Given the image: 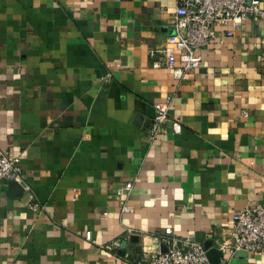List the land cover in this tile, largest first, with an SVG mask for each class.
<instances>
[{
    "label": "crops",
    "instance_id": "crops-1",
    "mask_svg": "<svg viewBox=\"0 0 264 264\" xmlns=\"http://www.w3.org/2000/svg\"><path fill=\"white\" fill-rule=\"evenodd\" d=\"M177 5L0 0V146L20 159L23 187L0 189V264H137L167 249V228L222 250L220 264H264L223 250L234 213L264 206V18L222 29L177 81L149 55Z\"/></svg>",
    "mask_w": 264,
    "mask_h": 264
},
{
    "label": "built area",
    "instance_id": "built-area-1",
    "mask_svg": "<svg viewBox=\"0 0 264 264\" xmlns=\"http://www.w3.org/2000/svg\"><path fill=\"white\" fill-rule=\"evenodd\" d=\"M262 1L178 0L173 34L164 45L150 49L152 66L165 67L175 80H181L187 72L200 67L203 49L216 39L222 29H225L224 34L229 37L246 20L263 19ZM172 101L173 95L169 94L164 101L153 104L152 135L160 132L163 123L169 121ZM181 129V123L174 121V132L179 133ZM19 163L18 157L9 155L0 146V189L7 181H21L22 169ZM133 188V180L122 181L116 188L115 197L120 202L122 213L133 211L128 204ZM30 207L34 211L39 209L35 203ZM160 236L167 243L166 251L146 253L137 264H212L206 248L193 235L180 237L171 228H167ZM85 237L91 239L90 230L85 232ZM225 248L231 255L237 251H245L250 255L264 253V206L245 207L234 213L230 237L225 241L223 250Z\"/></svg>",
    "mask_w": 264,
    "mask_h": 264
},
{
    "label": "water",
    "instance_id": "water-1",
    "mask_svg": "<svg viewBox=\"0 0 264 264\" xmlns=\"http://www.w3.org/2000/svg\"><path fill=\"white\" fill-rule=\"evenodd\" d=\"M17 186L20 187V185H19L17 182H15V181H11V182H10V187H11V188H13V187H17ZM20 189L22 190L23 187H20ZM204 247H205L206 250H207L208 257H209L211 263H212V264H220L221 258H222V256H223V252H222V250L212 247V244H205ZM163 251H166V250H163ZM215 251H218V252H219V254H220V259L215 260V259L213 258V253H215ZM244 252H245V251H244ZM246 253H247V252H246ZM247 254H248V253H247Z\"/></svg>",
    "mask_w": 264,
    "mask_h": 264
}]
</instances>
